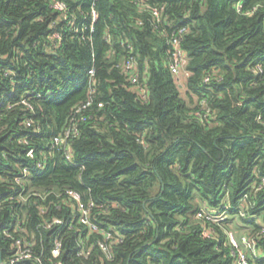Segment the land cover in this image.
<instances>
[{
  "label": "trees",
  "instance_id": "obj_1",
  "mask_svg": "<svg viewBox=\"0 0 264 264\" xmlns=\"http://www.w3.org/2000/svg\"><path fill=\"white\" fill-rule=\"evenodd\" d=\"M64 1L68 17L52 0H0V264L14 251L8 228L39 258L25 264L52 263L57 239L73 264H234L228 231L264 222V0H146L165 6L160 22L134 0ZM93 5L95 30L82 38L75 29L90 25ZM181 28L185 95L169 67ZM128 43L146 100L122 70ZM73 126L68 144L53 143ZM31 146L47 167L17 185L23 166L35 167ZM14 186L61 195L23 199ZM68 188L96 203L92 218L118 238L112 258L103 233L72 215ZM204 207L229 218H199ZM55 217L63 222L44 226Z\"/></svg>",
  "mask_w": 264,
  "mask_h": 264
},
{
  "label": "built area",
  "instance_id": "obj_2",
  "mask_svg": "<svg viewBox=\"0 0 264 264\" xmlns=\"http://www.w3.org/2000/svg\"><path fill=\"white\" fill-rule=\"evenodd\" d=\"M134 1H136L140 5L141 9L143 10L148 9L152 13V16L156 18L158 22H160L163 19L165 6H152L146 0H134ZM51 6L54 9L61 11L62 13H64L66 17H68L70 8L66 1L52 0ZM98 15H99L98 11L96 7L93 5L91 9L92 20H91L90 25L89 26L84 25L83 27H76L75 31L78 32L81 29L83 31L82 38H85L86 30H89L90 32L95 30V22L98 19ZM184 31H185V28L179 29L177 32L173 33V36L171 39L172 50H171V55H170L169 67L171 71L176 75L181 74L182 70L185 67L186 60H187L185 50L183 49L182 43H181ZM59 36H60L59 33L54 34V37L56 38H59ZM106 38L110 39V34H108ZM58 44L59 42H56L54 45L57 46ZM127 48L130 50V55L123 61L122 70L126 74L127 78L129 79L131 83V87L136 92H138L139 95L143 99L146 100L149 98V92H148L147 85L141 81L137 58L135 57V55L132 54L134 51V46L132 43H128ZM253 70L257 73L263 71V63L262 62L256 63L253 66ZM90 73L91 75H93L94 70H90ZM209 81H210V77L207 76L205 78V82H209ZM38 96H41V95H38ZM23 102L28 104L26 101H23ZM90 103L91 101H88L87 103L80 106L79 108L81 109L82 107H85ZM201 106L202 108L206 107V100L202 101ZM27 124L30 125L31 120H27ZM77 134H78L77 127L73 126L72 128L67 129L63 135L56 136L54 138L53 143L54 144H60V143L68 144L70 139ZM27 156L36 160L35 159L36 149L31 146L27 151ZM46 158L47 157L44 156V157H41L40 159H37L35 167L31 166L30 164L23 166L21 174L16 175L15 178H13L15 184L17 185L23 184L27 180V178L32 175V172L35 169H39L41 171L46 169L47 167ZM67 158L69 159L71 163H75L74 156L72 155L70 149H68L67 151ZM14 188L16 189L15 192L19 193L23 199H27L29 198L30 195H34V194L42 197L43 199H46L50 193H55L56 195H59V196L61 195L60 193H57L54 190L47 191L45 193L32 191L28 195H25L24 193L25 188L19 189L16 186H14ZM64 194L65 195L63 199L71 203L72 215L78 214L79 222L87 225L90 232L103 233L105 240L100 241L99 244L102 247V249L105 251L107 256L109 258H112L110 248H109V243L113 242L116 237L111 231L105 230L103 227L100 226V224L95 219L92 218V212H93L94 207H96V203L93 200H90L89 202H85L82 198L81 193L75 189L68 188L66 189ZM13 196L14 195L12 194L11 197ZM2 207H3V203L0 201V210L2 209ZM40 211L42 213H45L47 210H45L44 208H41ZM198 217L205 218L211 222H222L223 220L229 218V213H228L227 208L219 212L218 210L213 211L209 209L208 207H204L202 210L198 212ZM239 217L251 219V217L248 215L247 209H244V208L240 210ZM16 219H17L16 225L20 226V230H24V228L22 227L23 225L21 223L22 221L19 219V217ZM254 219L257 221V223L260 226V229L257 231H254L252 227H247L243 229L245 230V232H243L240 236H238L239 233L236 230L228 231V238L232 246L231 252L234 257V261H233L234 264H252L257 259H260V258L264 259V252L261 251L258 245V240H259L258 237L264 235V222L259 217H256ZM62 222L63 220L61 218L55 217L51 221L46 222L44 226L47 228H51L53 224H60ZM78 230H81V228H79ZM6 233L13 238L14 251L10 258V264H25L24 262L25 260L39 259L36 256L32 246L30 245V242L27 239H23L22 237L13 236L9 228L6 229ZM204 233L208 236L212 234L209 228L205 229ZM79 244L81 245V241H79ZM90 253H91V249H88V250L81 249L78 252V255L87 256ZM52 254L54 257V261L50 264H73L61 258L62 242L59 239L55 241V246L52 249Z\"/></svg>",
  "mask_w": 264,
  "mask_h": 264
},
{
  "label": "rangeland",
  "instance_id": "obj_3",
  "mask_svg": "<svg viewBox=\"0 0 264 264\" xmlns=\"http://www.w3.org/2000/svg\"><path fill=\"white\" fill-rule=\"evenodd\" d=\"M187 76H188V73H187V71H185V69H183L182 70V72H181V74L179 75V85H180V87H181V91H182V93L185 95V92H186V87H185V80L187 79ZM237 221H239V220H237ZM243 232H245V230H241L240 232H238L239 233V235L238 236H240Z\"/></svg>",
  "mask_w": 264,
  "mask_h": 264
},
{
  "label": "crops",
  "instance_id": "obj_4",
  "mask_svg": "<svg viewBox=\"0 0 264 264\" xmlns=\"http://www.w3.org/2000/svg\"><path fill=\"white\" fill-rule=\"evenodd\" d=\"M188 73V72H187Z\"/></svg>",
  "mask_w": 264,
  "mask_h": 264
}]
</instances>
